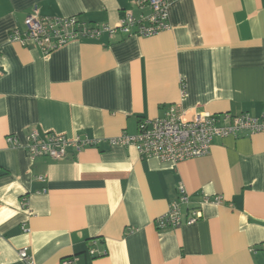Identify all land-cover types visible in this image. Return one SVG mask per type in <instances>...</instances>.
<instances>
[{"label":"crops","instance_id":"crops-1","mask_svg":"<svg viewBox=\"0 0 264 264\" xmlns=\"http://www.w3.org/2000/svg\"><path fill=\"white\" fill-rule=\"evenodd\" d=\"M34 6L110 26L149 11L134 0H0V264H28L21 248L34 264H264V133L214 137L208 154L176 163L107 142L174 104L189 116L263 112L264 0H169L167 30L45 56L9 40ZM32 130L98 143L31 159ZM180 184L182 220L201 216L159 229ZM214 196L222 202H202Z\"/></svg>","mask_w":264,"mask_h":264},{"label":"built area","instance_id":"built-area-1","mask_svg":"<svg viewBox=\"0 0 264 264\" xmlns=\"http://www.w3.org/2000/svg\"><path fill=\"white\" fill-rule=\"evenodd\" d=\"M134 3L139 9L147 8L148 13L135 16L131 10H125L117 26L89 23L77 15L43 16L37 6H34L23 20L24 29H12L9 32V40L22 46H34L45 56L74 40L98 39L103 34L113 37L117 33L149 37L170 28L169 0H134ZM244 133H264V111L259 115L249 112L216 115L199 111L189 116L180 109L179 104H174L170 105L161 117L141 119L136 134L123 132L108 138L107 142L110 146H134L141 157L176 163L208 154L214 137H238ZM25 139V151L31 159L47 157L52 160H64L69 148L80 151L98 143V140L85 136L71 139L53 133L40 136L35 130L27 133ZM6 141L12 146L19 145L14 136H7ZM178 190L177 200L156 219L155 223L159 229L178 227L183 222L192 224L201 216L200 208H193L188 211L185 220H182V207L188 204L189 196L182 184L178 186ZM208 201L219 204L222 198L205 197L202 202ZM90 253L95 255L92 249ZM18 254L28 264H34L25 248L19 249ZM74 260V257L66 258L62 260V264H70Z\"/></svg>","mask_w":264,"mask_h":264},{"label":"rangeland","instance_id":"rangeland-1","mask_svg":"<svg viewBox=\"0 0 264 264\" xmlns=\"http://www.w3.org/2000/svg\"><path fill=\"white\" fill-rule=\"evenodd\" d=\"M140 37V36H139ZM178 192H179V190H178Z\"/></svg>","mask_w":264,"mask_h":264}]
</instances>
